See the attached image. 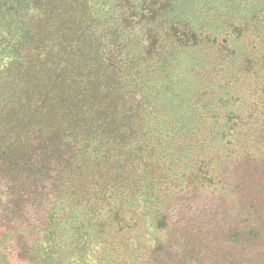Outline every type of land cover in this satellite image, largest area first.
Returning <instances> with one entry per match:
<instances>
[{"label":"trees","instance_id":"obj_1","mask_svg":"<svg viewBox=\"0 0 264 264\" xmlns=\"http://www.w3.org/2000/svg\"><path fill=\"white\" fill-rule=\"evenodd\" d=\"M0 264H264V0H0Z\"/></svg>","mask_w":264,"mask_h":264}]
</instances>
